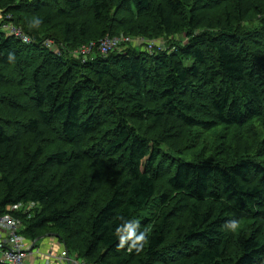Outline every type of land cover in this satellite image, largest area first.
Instances as JSON below:
<instances>
[{"label": "trees", "instance_id": "1", "mask_svg": "<svg viewBox=\"0 0 264 264\" xmlns=\"http://www.w3.org/2000/svg\"><path fill=\"white\" fill-rule=\"evenodd\" d=\"M121 31L188 41L79 51ZM0 208L94 264H264V0H0Z\"/></svg>", "mask_w": 264, "mask_h": 264}, {"label": "built area", "instance_id": "2", "mask_svg": "<svg viewBox=\"0 0 264 264\" xmlns=\"http://www.w3.org/2000/svg\"><path fill=\"white\" fill-rule=\"evenodd\" d=\"M3 28L9 30L11 34L15 35L24 42L28 43L32 41V37L26 34L21 27L16 26L9 21L3 25ZM44 44L51 49H57V45L51 39H47ZM122 44H130L135 46L142 44L144 45L145 49L151 53L156 49L161 50L163 45L162 41H158L157 39L132 37L125 34H120L115 36L106 35L100 40L98 44L92 42L89 45L83 46L79 51L84 54H90L93 51V48L97 46L102 54L107 55L111 49L118 48ZM19 207L20 205H13L11 206V209L16 210ZM21 226L22 222L19 218L13 216L10 213H3L0 208V228L6 230V238L0 245V257L1 260L8 264H25V260L30 253L31 249L29 246H27L25 237L19 232ZM58 258L60 264H94L87 262L84 259L78 258L76 255L70 254L67 248H64L61 251ZM43 264L52 263L47 260Z\"/></svg>", "mask_w": 264, "mask_h": 264}, {"label": "rangeland", "instance_id": "3", "mask_svg": "<svg viewBox=\"0 0 264 264\" xmlns=\"http://www.w3.org/2000/svg\"><path fill=\"white\" fill-rule=\"evenodd\" d=\"M119 13H120V11H119ZM7 17H10V15H8ZM147 19L148 18H146V20H144V21H147ZM123 20V19H122ZM124 23H125V21H122V23H121V27H123V25H124ZM5 31H7L8 33H10V31L9 30H7V29H5V28H3ZM120 34H125L126 32L125 31H121V32H119ZM126 35V34H125ZM115 36V35H114ZM155 39H157L158 41H162V43H163V45H162V49L161 50H170V51H173L175 48H176V46H178L179 44H182V42H187L188 41V38H186V36L184 35V33H176V34H167V35H163V36H160V37H158V38H155ZM52 40V39H51ZM25 43H27V42H25ZM28 43H30V42H28ZM55 43V42H54ZM54 51H59V48H58V46H57V49L55 50L54 49ZM185 64L186 65H191L192 64V60L191 59H187V60H185ZM12 71H14V68L13 69H11ZM15 72V71H14ZM20 73H22V72H20ZM17 92V94H20V92H21V90H17L16 91ZM22 207V205H20V207L18 208V209H20ZM22 208H24V209H26L27 211H32L33 210V208H34V204H28V205H25V206H23ZM18 209H16V210H18ZM41 236H43L40 240H43V243L42 244H47L48 245V247L46 248V249H49L50 250V252L51 253H55V252H57L58 250H59V248H56V246H55V242H60V241H62V239H61V237H60V235H59V233H57L56 231H53V232H46L44 235H41ZM27 240V239H26ZM29 241L27 240V243H28ZM234 243H236L237 244V242H238V239H236V240H234L233 241ZM38 243V242H37ZM40 243V244H41ZM41 244V245H42ZM37 246H38V244H37ZM33 249H36L35 248V246L30 250V253H32V251H33ZM40 251V250H39ZM234 251L235 250H233V249H231L230 250V254L232 255L233 253H234ZM60 253H61V251H60ZM59 253V254H60ZM50 253H47L46 254V257L49 255Z\"/></svg>", "mask_w": 264, "mask_h": 264}, {"label": "crops", "instance_id": "4", "mask_svg": "<svg viewBox=\"0 0 264 264\" xmlns=\"http://www.w3.org/2000/svg\"><path fill=\"white\" fill-rule=\"evenodd\" d=\"M5 238H6V230L3 228H0V245L2 242H4ZM27 240H26V244L29 247L32 245V243L35 242V241L31 242L30 240H28L29 242L27 243ZM41 242L43 243V240H39L37 243L38 246H35L36 249H33L32 253H29L27 259L25 260V264H43L47 260H49L52 264H60L58 256H59L60 251L64 249L63 242L62 241L55 242L56 248H59V250L55 253H51L49 249H46L48 245L42 244ZM47 253H50V254L46 257Z\"/></svg>", "mask_w": 264, "mask_h": 264}, {"label": "clouds", "instance_id": "5", "mask_svg": "<svg viewBox=\"0 0 264 264\" xmlns=\"http://www.w3.org/2000/svg\"><path fill=\"white\" fill-rule=\"evenodd\" d=\"M11 34V33H10ZM152 39H155V38H152ZM137 46H139V45H137ZM143 48H145L144 47V45H143ZM118 232H120V231H124V232H127V237H124V236H122L121 237V241L123 242L125 239H130V238H132V237H135V239L133 240V245L135 246L136 244H137V242H139V241H143L144 240V233H141L140 235H136L135 234V226H134V224H132V223H128V224H126V226L123 228V229H118L117 230ZM25 240H26V238H25ZM34 243H32V245L30 246V249H32L35 245H33ZM63 244H64V242H63ZM64 248H66L65 247V245H64ZM69 251V250H68ZM70 254H72V253H70ZM72 255H75V254H72Z\"/></svg>", "mask_w": 264, "mask_h": 264}, {"label": "water", "instance_id": "6", "mask_svg": "<svg viewBox=\"0 0 264 264\" xmlns=\"http://www.w3.org/2000/svg\"><path fill=\"white\" fill-rule=\"evenodd\" d=\"M42 237H43V236H40V237H38V238L36 239V241H35V242L39 241V240H40ZM35 242H34V244H33V245H35ZM64 245H65V247H66V244H65V242H64Z\"/></svg>", "mask_w": 264, "mask_h": 264}]
</instances>
